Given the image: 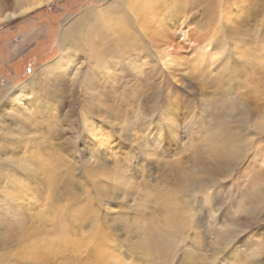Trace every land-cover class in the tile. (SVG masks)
<instances>
[{"label": "rangeland", "instance_id": "obj_1", "mask_svg": "<svg viewBox=\"0 0 264 264\" xmlns=\"http://www.w3.org/2000/svg\"><path fill=\"white\" fill-rule=\"evenodd\" d=\"M28 1L37 0H0V13L7 15ZM46 1L39 8L21 9L23 13L15 18H0V48L14 44L19 55L14 63L17 74L7 75L0 69V96L25 86L36 75L41 80L52 73L45 87L52 98L43 100L42 94L22 98L16 100L15 108L21 104L30 112L32 104L49 113L56 108V114L64 116L56 126L58 133L49 132V125L42 122L34 132L7 136L21 144L13 146V155L1 153L0 160L14 156V161L25 165L31 154L24 144L32 138L38 153L33 159L38 163L26 165L35 178L23 177L21 190L14 195L24 203L21 214L8 216L7 222L0 212V264H264V205L242 204L252 213L240 214L235 203L241 192L234 188L245 183L247 171L257 172L252 165L264 170V150L255 148L248 162L213 183L205 169L210 168L209 162L196 163V148L203 144L192 132L199 121L213 124L217 99L237 95L255 113L253 122L247 125L234 120L236 115L231 117L233 112L228 110L223 119L248 134L247 142L263 147L264 136L259 139L254 126L255 121L260 123L264 135V0H173L146 34H129L117 42L123 68L131 74L129 83L137 85L139 78L153 89L149 92L152 101L147 102L145 96L137 103L120 104L112 98L118 93L111 90L117 86L118 91L120 84L115 80L111 85L108 77L112 69L122 67L110 64L98 71L89 64L92 56L78 49L70 53L64 66L41 73L58 60L67 26L87 11L103 9L107 0ZM59 72L65 78L61 85L56 79ZM65 85L74 89L73 95L53 94L55 86ZM97 85L110 90L111 96L104 90L96 96ZM89 111L93 116L86 119ZM86 121L93 122L95 129L105 125L102 134L88 130ZM0 142L6 143L5 139ZM48 156L63 159L65 166L59 173L69 175V183L61 181L49 188V167L41 164ZM96 161L105 164L102 170ZM251 162L253 169L247 165ZM105 170L112 180L101 178L99 173ZM116 173H124L126 179L118 181ZM168 199L172 205L187 202L180 211L190 209L192 213L183 235L168 226ZM0 202L12 203L6 198ZM8 210L17 212L13 204ZM219 233L225 239L217 237ZM227 235L232 236L229 242L224 241Z\"/></svg>", "mask_w": 264, "mask_h": 264}, {"label": "bare ground", "instance_id": "obj_2", "mask_svg": "<svg viewBox=\"0 0 264 264\" xmlns=\"http://www.w3.org/2000/svg\"><path fill=\"white\" fill-rule=\"evenodd\" d=\"M46 2H47L46 0H39V1L37 0L35 2H29L28 1V3H26L25 5H23V4L22 5H16L18 7V9H16L14 12L7 13V15H3L0 13V18H3V21H6L7 19L15 18L18 15H21V13H23V10H25V8H29V7L33 6V8L29 9V10H32L35 8H39L41 5H43ZM191 2H192V0H191ZM106 3H108V4L107 5L105 4L106 6L104 5L103 9L99 8L98 11H87L81 16V18H79L78 21H76L74 24L67 26V28L64 30V33H63L64 36L61 39L60 56H59L58 60L55 61V63H52V65L50 67L46 68L45 71L43 70L41 73L51 72V70L53 68L60 66V65L64 66L66 64L68 56H70V53H72V52H74V50L78 49L79 51L89 55L90 57L92 56L89 64L91 66H94L95 68H97L98 71H101V69L103 67H105L106 65L110 66V64L115 68L116 67L117 68L122 67L119 69H112L111 70L112 72L110 71L111 74L108 77V79H110V81H112L111 85H114L115 80H117L118 84H120V85H118V87H119L118 89L120 90V92H119V90L117 91V88H116L117 86L111 87V90L118 93V95L114 94V96L112 97V98H117V100H116L117 104H120V102L128 103L130 101L137 103V102H139V100H141L145 96L148 97V99H149V100L147 99V102L152 101L153 100V94L150 95V93H149L153 90L152 87H149V86L146 87V85L141 84L140 83L141 79H139V78L137 81V85H133V84L129 83L131 74L127 68H123L122 61L120 60V58H122V54H123L121 51L122 48L120 49V44H119V46H117V42H120L119 41L120 39L124 38L126 35H129V34H133V35L146 34L145 31H147L156 20H159V18H161V16L165 15L164 14L165 10L170 8L174 4V2H173V0H115V2H111V4H109L110 2L107 0ZM180 6L182 7L185 5H180ZM21 9H23V10H21ZM193 9H194V7H193ZM29 10H27V11H29ZM183 11L185 12V9ZM179 12H180V10H179ZM96 40H98V42ZM137 48H138V46H137ZM90 65L87 66L89 71L92 70ZM59 68H61V67H59ZM103 70H105V69H103ZM118 70L121 71L119 74H118ZM93 71H91V73ZM93 73L95 74L96 72H93ZM58 74H60V75H58L56 77V79H57V81L60 82V84L59 83L58 84L61 85V83L65 81V78L63 77L62 72H59ZM39 76H40V74L36 75L31 81L27 82V84L25 86L17 88V89L16 88L12 89L9 94L5 93L2 97L0 96V139H5V141H6V143L0 142V154L1 153L11 154V152H12V155H13V153H15V151L13 150V146H14V148L20 147L19 143L21 144V142L15 138H12L13 134H15V133H19V134H21V136H23L22 134H28L29 131L34 132V131L38 130L37 128L41 125L42 122H43V124L46 123L49 125L48 126L49 132L54 133L58 130L57 129L58 127L56 128V126L59 124L60 116H58L56 114V111H57L56 108L55 109L52 108L51 109L52 111L50 113L48 111L45 112L43 109H41L39 107L34 108V106L32 104L30 105V107H32V108L29 109L32 111V112L30 111L31 113L27 112L28 110H26L25 108L20 107V106H22L21 104L19 106H16V108H15L16 100H19L22 98H26V99L29 98L30 99L33 96V98L35 99L36 97L39 98L40 94H42L44 96L43 100H46L48 98L53 97L51 91H49L48 88L45 89L47 84L51 83V82H48V79H49V77L53 76L52 73H49L47 76L45 74L46 79L41 78V80H40ZM93 79H92V81H93ZM135 80H137V79H135ZM97 83H99V82H97ZM250 83L251 84L253 83V87L256 88L254 86L253 81H251ZM99 84H102V83H99ZM73 86H74V84H73ZM55 88H57L56 89L57 91L53 92V94L55 93L56 95H60V97L68 95L70 93L73 95V92H74L73 88H69L66 85L63 88H61V87L58 88V86H55ZM101 88L99 87V85H97L95 90L98 91V94L97 95L94 94L93 96H95V95L99 96V94L101 93V90L102 91L104 90V92L106 93V95L108 97L111 96L110 90L108 91V89H104V88L101 89ZM145 88H147L148 91ZM54 90L55 89H53V91ZM75 93H76V91H75ZM81 93H82V91H81ZM236 94H237V92H236ZM79 97H80V95H79ZM38 98H37V100H38ZM229 100L231 102H233V105L227 104L228 102H230ZM74 102H75V100H74ZM246 104L244 102L240 101L238 99L237 95H236V97L235 96L233 97L231 95L228 98L226 97V98L217 99V105L219 107H218V111L216 110L218 112L217 118L214 119L213 124H208V126H207L206 122L199 121L198 129L195 127V125L192 126V132H193V130L195 131V133H194L195 138L200 140L201 143L203 144V146H201V147L198 146L196 148V152H195V156H196L195 160H197L196 163H202V165L208 164V166H210V168L205 167V169H207L210 172V173H206V174L209 176V178H211L210 180L213 183L216 181L217 177H219V176L224 177V175H227L226 174L227 172L232 171L235 166L239 165L240 163L248 162L247 160L249 159L251 152L255 148L258 151L264 150V145H263V147H262V144L260 146V143H257V145H256L255 141H254V143L247 142L248 134H245V133L243 134L240 129L234 128V125L230 126V124H228L225 121V119H223V113H225V111L228 110L227 112H230V113L233 112L232 114H229L231 117L233 115H236L237 119H234V120H237V121L240 120L247 125L251 124L253 122L252 119H253V116L255 113H253V111H251L249 109L248 105H246ZM28 107H29V105H28ZM109 108H110V106H109ZM230 109H231V111H229ZM93 111H94V109H93ZM115 111H117V110H115ZM84 112H87V109H85V107H83V114H85ZM61 114H63V113H61ZM90 115L93 116V112L91 113L89 111L86 119L89 118ZM63 117H61L60 119H62ZM68 117H66L67 120H68ZM67 120H65V121H67ZM67 123H68V121H67ZM86 123H87L88 130H90L91 132L96 131L97 135L102 134L101 132H103V128H104L103 126H105V125L102 124L101 126H98V127L95 125L97 127L95 129L93 127L94 126L93 122L90 123L89 121H86ZM255 123L256 124H255L254 128H255L256 136L259 137V139H261L264 136L260 130L262 126L260 125V123L258 124L256 121H255ZM156 125L159 126V130L163 131V133H164L163 126L161 124H158V123H156ZM156 125H154V126L156 127ZM11 126H14V127H11ZM43 129H45V127ZM57 133H58V131H57ZM57 133H56V135H57ZM163 133L162 134L160 133L159 136L161 135V137H163L164 135H167V134H163ZM165 133H167V132H165ZM10 135H12V137L7 139V136H10ZM21 136H19V137L21 138ZM164 137H166V136H164ZM35 141H36L35 139L31 138V139H29V141L25 142V144L23 142L24 146L28 148L29 152H27V153L31 154L29 156V158H27V160L24 161L25 165L19 164L17 161H14L15 160L14 156L13 157L11 156V158H8L5 160H0V196H2V198L4 197V199L5 198L10 199V201L12 202L11 204H8V205H5L2 202H0L1 203L0 207H6L3 209H0V212L4 214V215L1 214L2 219H6L5 221H7V222H8V219L10 216L18 215V214H21V212H22L21 209L23 208L24 203H21L19 198H16L17 196H14V195L17 194L16 191L21 190L20 183H21V181H23V177H29V179H30V177L35 178V175L29 171V170H31V168L28 167V166H30L31 162L38 163V161L36 159H33V154L34 155L38 154L34 151L35 149L33 147V143ZM15 144H17V145H15ZM252 157L253 156H251L250 158H252ZM204 158H205V160H204ZM24 159L25 158H23V160ZM257 160H258V158H257ZM205 161L209 162V163H207V164L203 163ZM254 162H255V160H254ZM41 164H45V166L49 167V174H48L47 179L49 180L48 182L51 184V186L49 187L50 189H51V187L53 188V187L59 185L60 183H62L61 181H63V182L68 181V183L70 182L68 174H66V175H68L67 177L60 176L59 172L62 169L61 167L65 166L63 159H61L60 157H53L52 158V157L48 156V158H46L43 161V163H41ZM96 164H97L96 167L98 168V170H99V168H100V170H102V168H104V165H105V164L98 162V161H96ZM252 164H253V162L247 164L249 169L250 168L253 169V167H251ZM26 165H28V166H26ZM252 166H254V168L257 169V172L254 174L253 173L250 174L246 170L247 173L245 176H243L246 179V181L244 180L245 183L237 184L234 186L235 190L240 189V192H241V195L239 197L240 199H238L236 201L237 203H235L236 205H238V207L236 209H237V212L240 211V214H251L252 213L250 209H246L244 206H243L244 208L241 207L240 205H242V204L245 205V203H246V206H247L249 204L253 205L254 202H256V203L259 202V203H263V205H264V170L259 168L256 164L252 165ZM26 172H29V173H26ZM101 172H103V173H99L101 178H103V179L105 177L108 178V174L106 173V170H105V172L104 171H101ZM112 173H111V175H112ZM117 175H118V173L115 174V177ZM108 179L110 181V180H112V177L108 178ZM116 179L118 181H122V179L124 180V179H126V177H125L124 173H122V174H119ZM197 181H198V183L202 184L201 181L199 182V179H197ZM65 182L63 184H65ZM189 182H194V181H189ZM219 182H220V180H219ZM187 184H189V183H186V186H187ZM200 184H199V186H200ZM242 185H243V187L241 188ZM180 188H182V185ZM253 188L255 190H257V192H255V193L253 192V194H251V190ZM182 189L185 191L190 190L189 187L186 188L185 186ZM110 190L111 191H109V192L114 193L113 189L110 188ZM105 191H108V190H105ZM173 191L170 194H173ZM174 194H176V193H174ZM172 197H170V198H172ZM4 199H0V201H2ZM169 199H168V202H166L167 203L166 213H167V215H169V216L166 215V218H167L168 223H169L168 226L170 225L171 228L174 227L176 229L177 235H179V234L183 235V232L185 231V229L187 227H189V225L191 224V221L193 220L191 218L192 213H191V215H189L190 209H189L188 213L180 211L181 209L184 210L183 205L184 204L187 205L186 201H185L186 203H184V202L181 203V202L177 201L175 204L172 205L169 202ZM165 201H167V199ZM12 204H13V207L15 208V210L17 211L14 214H13V212L12 213L9 212V210H8V207L10 208V206ZM185 209L188 210L187 208H185ZM232 226L233 227L235 226L234 223L232 224ZM220 235H222V234H220V233L217 234V237H219L221 240L225 239V237H223L224 235H222V236H220ZM231 238H232V236L231 237L228 236L227 239L224 241L229 242ZM67 242H69V241H67Z\"/></svg>", "mask_w": 264, "mask_h": 264}, {"label": "crops", "instance_id": "obj_3", "mask_svg": "<svg viewBox=\"0 0 264 264\" xmlns=\"http://www.w3.org/2000/svg\"><path fill=\"white\" fill-rule=\"evenodd\" d=\"M2 51L4 54L1 53ZM16 51H17L16 46L14 44H9V43L3 46L2 48H0V69L4 68L7 75L17 74L16 72L17 66L15 67L14 63L16 64L18 63L19 55L16 54ZM21 57H24V56H21Z\"/></svg>", "mask_w": 264, "mask_h": 264}]
</instances>
